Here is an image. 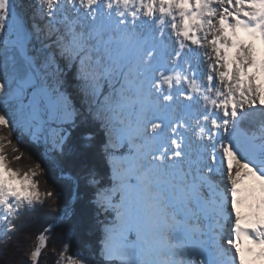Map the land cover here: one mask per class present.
Here are the masks:
<instances>
[{"label":"snow or ice","instance_id":"obj_1","mask_svg":"<svg viewBox=\"0 0 264 264\" xmlns=\"http://www.w3.org/2000/svg\"><path fill=\"white\" fill-rule=\"evenodd\" d=\"M50 168L73 202L93 190L95 248L70 229L52 243L73 208ZM37 208L56 219L34 230ZM9 249L15 264H264V0H0Z\"/></svg>","mask_w":264,"mask_h":264},{"label":"trees","instance_id":"obj_2","mask_svg":"<svg viewBox=\"0 0 264 264\" xmlns=\"http://www.w3.org/2000/svg\"><path fill=\"white\" fill-rule=\"evenodd\" d=\"M75 103L77 107L81 109V112L86 113V107L80 103L79 99H77ZM32 151L34 156L38 158L42 152V148L40 146H33ZM47 179L49 185L58 191L60 205L64 206L71 204L73 208L71 219L59 223L57 231L53 236L52 243L59 246L64 238L65 231L70 229L68 235L72 238L73 247L83 249L85 246H89L90 248H95L98 243L100 232L94 206L90 203L94 194L93 190L81 185L78 198L73 202L72 187L60 180L54 169H49ZM43 180L44 178H41L42 186ZM54 219H56V214H48L45 213L44 210L37 208V210L31 214L30 226L34 230L39 229L41 225ZM15 259L16 258L10 255V249L0 250V262H2V264H15ZM49 264H51L50 259Z\"/></svg>","mask_w":264,"mask_h":264}]
</instances>
